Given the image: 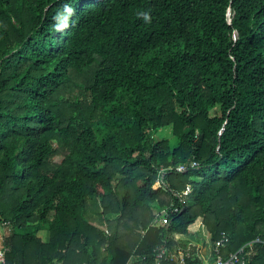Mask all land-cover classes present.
I'll return each mask as SVG.
<instances>
[{
	"label": "trees",
	"instance_id": "trees-1",
	"mask_svg": "<svg viewBox=\"0 0 264 264\" xmlns=\"http://www.w3.org/2000/svg\"><path fill=\"white\" fill-rule=\"evenodd\" d=\"M199 219L264 236V0H0L7 264L150 263Z\"/></svg>",
	"mask_w": 264,
	"mask_h": 264
},
{
	"label": "built area",
	"instance_id": "built-area-1",
	"mask_svg": "<svg viewBox=\"0 0 264 264\" xmlns=\"http://www.w3.org/2000/svg\"><path fill=\"white\" fill-rule=\"evenodd\" d=\"M192 167H197L198 162L193 161L191 163ZM172 169V168H170ZM177 171L184 172L187 170L186 165H180L176 168ZM166 174V170H162L160 172V176L158 178V183L160 187L166 188V184L164 181V177ZM191 191L189 187L186 191H183L181 194H175L178 197L182 198L183 195L188 194ZM173 207V205H171ZM170 207V208H171ZM164 212L163 217L155 218L152 226H168L170 223L169 219V211ZM179 208L174 207L173 212H178ZM7 223L3 224L6 226ZM146 231H143L145 234ZM180 234L175 235V240L180 242L179 238ZM183 236V235H182ZM229 242V237L226 234L213 244L210 242V254L205 256L203 252V246L200 247L193 242H188L185 245L179 244L175 249H171L166 244L155 249L154 252V260L150 263L141 262L140 264H247L252 256L255 254L257 248L259 246L264 248V236H257L252 241L240 247L237 251L229 253L227 256L223 255V248ZM7 252L8 248L4 245V238L0 236V264H7ZM145 259V258H144ZM61 264V263H54ZM86 264V263H79Z\"/></svg>",
	"mask_w": 264,
	"mask_h": 264
},
{
	"label": "rangeland",
	"instance_id": "rangeland-1",
	"mask_svg": "<svg viewBox=\"0 0 264 264\" xmlns=\"http://www.w3.org/2000/svg\"><path fill=\"white\" fill-rule=\"evenodd\" d=\"M156 137H157V139L170 138L172 140V142H175V137L172 134L171 128H164L163 130H161L156 135ZM170 206H166V207H163L162 209H160L156 213L155 218L163 217L164 214H166L165 212L169 210ZM164 210H165V212H164ZM192 231L194 233H192L190 235H187V237L190 238V239H193L194 241H192V242L193 243L196 242L195 244H197L198 246H200V244H203V242L207 243L206 245H203V246H205L206 247V251H208V248H209V245H210V242H211V236H210V233L208 231V228L206 227V225L204 224L202 219H199V221L192 228ZM9 232H10V226L4 227L2 224H0V234L2 236H5V235L9 234ZM200 247H202V246H200Z\"/></svg>",
	"mask_w": 264,
	"mask_h": 264
},
{
	"label": "crops",
	"instance_id": "crops-1",
	"mask_svg": "<svg viewBox=\"0 0 264 264\" xmlns=\"http://www.w3.org/2000/svg\"><path fill=\"white\" fill-rule=\"evenodd\" d=\"M0 236H2L1 234H0ZM179 240H180V242H183L184 244H187L188 242H192V241H194L193 239H190V238H188L187 237V235H180L179 236ZM192 238V237H191ZM196 243V242H195ZM207 243H204L203 242V244H200V246H203V245H206ZM209 244V243H208ZM210 248H211V245H209V248H208V251H206V247L205 246H203V252H204V254H205V256H208L209 254H210ZM206 251V252H205ZM136 262H137V260L136 259H134V258H132L130 261H129V263L128 264H136Z\"/></svg>",
	"mask_w": 264,
	"mask_h": 264
}]
</instances>
